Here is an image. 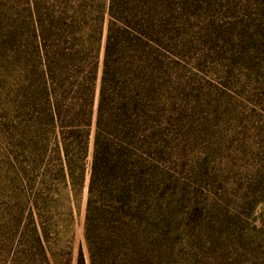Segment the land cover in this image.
I'll list each match as a JSON object with an SVG mask.
<instances>
[{"label": "trees", "instance_id": "16d2710c", "mask_svg": "<svg viewBox=\"0 0 264 264\" xmlns=\"http://www.w3.org/2000/svg\"><path fill=\"white\" fill-rule=\"evenodd\" d=\"M18 7L0 8V63L14 81L15 184L28 175L25 162L30 174L44 166V192L32 201L51 229L86 191L91 264H163L155 202L171 79L163 4L21 0ZM76 264H86L82 249Z\"/></svg>", "mask_w": 264, "mask_h": 264}, {"label": "rangeland", "instance_id": "374dc122", "mask_svg": "<svg viewBox=\"0 0 264 264\" xmlns=\"http://www.w3.org/2000/svg\"><path fill=\"white\" fill-rule=\"evenodd\" d=\"M18 1L0 0V8L20 13ZM159 1L171 72L155 192L162 262L264 264V0ZM5 66L0 63V264H76L81 249L91 264L86 191L51 229L32 201L44 192V166L30 174L25 162L28 175L14 182V81Z\"/></svg>", "mask_w": 264, "mask_h": 264}]
</instances>
